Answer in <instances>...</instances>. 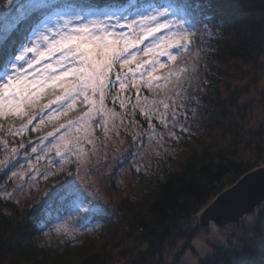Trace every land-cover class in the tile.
Masks as SVG:
<instances>
[{"label":"trees","instance_id":"obj_1","mask_svg":"<svg viewBox=\"0 0 264 264\" xmlns=\"http://www.w3.org/2000/svg\"><path fill=\"white\" fill-rule=\"evenodd\" d=\"M166 0H47L20 25L13 39L28 36L49 15L61 9L80 11L119 10L130 12L140 5L164 3ZM197 15L206 18L189 37L186 51L177 52L176 60H161L165 67L157 75L169 71L174 75L173 107L167 120L176 119L177 126L158 153L150 168V184L140 193L118 201L114 213L86 216L80 231L59 240L44 236L47 224L40 219L45 205L22 204L0 191V264H167L164 248L168 241L194 238L200 230L198 212L220 191L235 182L249 169L264 162V122L247 126L248 108L241 101L248 84H231V79L249 75L255 81L264 71V0H189ZM97 13H99L97 11ZM210 21V22H209ZM140 44L137 49H143ZM150 59L140 55L137 62ZM4 53L0 52V77L5 71ZM135 69L136 64L129 65ZM126 72L127 68H116ZM251 78V79H252ZM140 80V77H136ZM226 82L227 94L221 85ZM166 81L148 88L141 80L139 92L131 84L124 90L118 86L106 93V100L118 106L117 99L127 96L131 103L153 95ZM115 84V81H114ZM79 103L66 114L49 119L39 115L36 126L18 134L14 129L19 118L0 120V139L7 145L31 143L47 130L58 127L64 119L79 116L84 110ZM143 124H157V117L138 111ZM194 123V125H193ZM7 146H0V156ZM74 166H70L69 170ZM8 170L2 171L6 173ZM69 171H55L48 181H57ZM252 238L244 248L246 257L235 251L215 246L214 252L200 264H264V211L247 227Z\"/></svg>","mask_w":264,"mask_h":264},{"label":"rangeland","instance_id":"obj_2","mask_svg":"<svg viewBox=\"0 0 264 264\" xmlns=\"http://www.w3.org/2000/svg\"><path fill=\"white\" fill-rule=\"evenodd\" d=\"M46 1L43 0V3ZM36 2L37 0H15V6L33 8ZM8 7L6 0H0V23L4 25L16 23L21 16L15 7L10 12L3 11ZM135 11L136 9L124 13L129 15ZM74 12L77 11L61 9L43 19L34 29L43 31L45 23L55 26L62 22V17L72 15ZM27 37H31V33ZM151 42L153 38L149 37L143 47ZM54 59L42 61L33 67L40 71L46 63L54 62ZM8 70L11 71L10 67ZM28 71L32 73V69ZM248 73L250 75L254 71L249 70ZM249 75L231 79V84H248L249 90L241 101L246 102V108L250 111L247 114V126L255 127L264 122V71L255 74L258 75L255 81ZM172 88L173 81H166L155 89L156 92L152 96L139 99L134 104L127 96H122L119 99L127 98L123 107L120 106L119 99L118 106H114L105 98L104 105L109 112L117 114L115 118L96 112L91 119L81 120L89 111L85 102L84 110L79 116L73 118L69 117L70 114L67 115L68 118L58 127L47 130L29 144L20 142L18 145L10 146L5 139H0V146L8 147L0 156V161H3L0 164V191L11 195L22 204L45 205L40 221L47 224L43 233L50 240L74 235L80 231V225L85 220L86 216L76 214L70 205H62L45 195L54 186L73 177L96 202L102 205L104 212L114 213L118 201L136 195L149 186L151 180L148 177L153 160L164 150L166 141L177 126L176 119L167 120L165 112L176 102L174 98L172 99L174 93ZM221 89L224 95L227 94L226 82L221 85ZM47 101L48 97L45 96L40 104H46ZM165 103L168 105L167 108L164 106ZM60 110L64 111L57 104L37 109L30 124L26 119L19 118L18 121L23 122L14 129L26 125L27 130L30 126H36L35 122L41 120L39 118L41 113L47 115L46 117H59ZM138 111L149 117L156 116L157 124L147 126L143 124L137 117ZM53 113L55 115H52ZM77 120L81 122L75 123ZM69 122H73L74 127H68ZM61 125L64 127H60ZM33 147L37 149L36 153L31 151ZM12 149L16 151L13 152ZM57 151L63 155L57 156ZM70 166L74 168L69 170ZM4 170L8 172L3 174ZM56 170H66L69 173L55 182L48 181V177ZM13 172L17 173L15 177L12 175ZM261 211H264V204L251 212L245 220L223 227L218 234L212 235L209 228L198 225L200 230L190 241L184 237L168 241L164 248L167 264H200L202 258L214 252L215 246L225 248L233 254L240 251V254L246 257L244 248L248 239L252 238V233H249L246 227L254 222ZM195 223L197 224L196 219Z\"/></svg>","mask_w":264,"mask_h":264},{"label":"snow or ice","instance_id":"obj_3","mask_svg":"<svg viewBox=\"0 0 264 264\" xmlns=\"http://www.w3.org/2000/svg\"><path fill=\"white\" fill-rule=\"evenodd\" d=\"M6 4L9 7L3 11L10 12L15 7L21 16L14 24L0 23V52L4 53L5 67L0 79V120L20 118L29 124L37 109L52 104L59 105L66 114L77 103L86 102L89 111L81 120L91 119L96 112L115 118L117 114L109 112L104 105L110 89L118 86L124 90L131 84L139 92L141 80L148 88H153L159 81H168L173 72L157 75L158 69L165 67L161 58L175 61L177 57L172 50L186 51L190 45L189 37L200 27H207L206 18L197 15L189 0H166L140 5L129 15L119 10L81 9L62 17V22L55 26L45 23L43 31L34 29L31 37L17 41L13 37L20 25L32 11L45 5L43 0H37L33 8H17L15 0H6ZM149 37L153 42L140 51H132ZM141 54L150 59L138 63L137 57ZM50 58H55L54 62L46 63L42 70L33 67ZM131 64H136V68H129ZM116 68H127L128 71L121 73L115 71ZM28 69H32V73ZM45 96L47 103L40 104ZM125 99H119L121 107ZM164 106L167 108V103ZM68 127H74V123L69 122ZM10 130L18 134L26 130V125ZM76 142H79L78 138ZM31 151L36 153L37 149L33 147ZM56 155L63 154L57 151ZM12 175L15 177L17 173ZM45 195L62 205H70L78 215L90 216L105 211L74 177L54 186Z\"/></svg>","mask_w":264,"mask_h":264},{"label":"water","instance_id":"obj_4","mask_svg":"<svg viewBox=\"0 0 264 264\" xmlns=\"http://www.w3.org/2000/svg\"><path fill=\"white\" fill-rule=\"evenodd\" d=\"M264 204V163L220 191L197 214V224L218 234L223 227L243 221Z\"/></svg>","mask_w":264,"mask_h":264}]
</instances>
